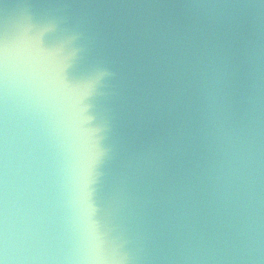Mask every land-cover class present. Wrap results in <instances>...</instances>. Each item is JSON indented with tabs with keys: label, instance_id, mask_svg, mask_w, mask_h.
<instances>
[{
	"label": "water",
	"instance_id": "water-1",
	"mask_svg": "<svg viewBox=\"0 0 264 264\" xmlns=\"http://www.w3.org/2000/svg\"><path fill=\"white\" fill-rule=\"evenodd\" d=\"M0 259L264 264V0H0Z\"/></svg>",
	"mask_w": 264,
	"mask_h": 264
},
{
	"label": "snow or ice",
	"instance_id": "snow-or-ice-1",
	"mask_svg": "<svg viewBox=\"0 0 264 264\" xmlns=\"http://www.w3.org/2000/svg\"><path fill=\"white\" fill-rule=\"evenodd\" d=\"M0 264H7V261L5 259H0Z\"/></svg>",
	"mask_w": 264,
	"mask_h": 264
}]
</instances>
